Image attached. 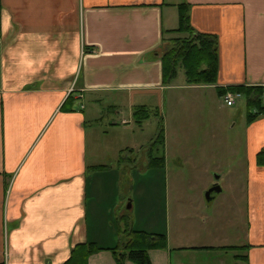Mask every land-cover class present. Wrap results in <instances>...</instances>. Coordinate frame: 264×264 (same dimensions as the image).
<instances>
[{
	"label": "crops",
	"instance_id": "crops-1",
	"mask_svg": "<svg viewBox=\"0 0 264 264\" xmlns=\"http://www.w3.org/2000/svg\"><path fill=\"white\" fill-rule=\"evenodd\" d=\"M181 3L188 7L194 30L218 39L216 84L190 85L178 75L168 85L163 82L161 46L164 38L177 34L172 31ZM1 4L0 264H64L83 243L101 248L85 264H116L113 249L125 240L128 224L166 236L165 247L149 249L152 264H235L239 255H246L249 264H264V165L257 161L264 147L263 117L251 123L245 119L244 225L237 210L225 213L222 202L210 209L217 200L214 192L209 204L199 200L171 210L167 187L157 189L155 201L152 189L164 186L158 175L169 168L171 127L180 135V124L177 128L173 121L177 106L197 105L210 90L219 95L217 87L264 85V0ZM67 98L70 109L63 110ZM166 104L171 110L167 116L165 109L164 122L160 107ZM141 105L155 113L138 124L133 111ZM102 107L115 116L107 135L124 128L118 158L100 160L93 147L89 151L87 125L104 121L98 112ZM161 121L164 153L155 164L150 151ZM131 123L137 131L128 130ZM148 127L147 145L126 142L127 130L136 135ZM126 148L133 151L123 154ZM181 151L192 161L188 176L197 185L199 166L188 149ZM144 170L157 177H142L139 171ZM221 177L200 180L207 189Z\"/></svg>",
	"mask_w": 264,
	"mask_h": 264
},
{
	"label": "rangeland",
	"instance_id": "rangeland-1",
	"mask_svg": "<svg viewBox=\"0 0 264 264\" xmlns=\"http://www.w3.org/2000/svg\"><path fill=\"white\" fill-rule=\"evenodd\" d=\"M178 35L181 34L177 33L171 35L170 38ZM167 44L169 43L165 41L164 45ZM179 78H185L183 68H179L178 79ZM180 97L184 100H188L190 95L181 94ZM186 103L187 102L180 107L177 106L176 108H178L179 113L173 115V121L176 120L178 124H176V127L178 128L179 124L181 126L180 135L174 134L175 131H173L171 127L170 130L172 132L169 133V139L172 149L169 154V168L168 170L166 169V174L162 172L158 175V177L160 176L165 179L164 186L156 185L152 187L153 190H156L154 192V201L159 197L158 190H160L161 187H167L171 210L176 207L184 209V207L188 206L193 201L194 204H196L199 200L203 201L205 204H209L210 202L207 201L205 193L210 187L204 189V185H202L200 179L204 177L207 178L208 175L211 180H216V178L223 175L221 179H217L222 189L220 192H214L217 200L211 204L212 206H210V209L211 207L216 209L217 203L222 202L223 209L226 211L225 213L228 215L233 209L237 210L241 224L244 225L247 210V158L245 152V119L247 109L245 100L241 98L237 100L234 105L228 106L224 102L222 96L216 94L215 90H210L209 95H207L205 99L203 98L201 103L197 105H189ZM167 107L168 104H166L165 107H160L164 122L165 109L167 111V116L169 114L168 111L171 110H167ZM104 110L105 108L102 107L98 111L99 116H101L104 121L99 119L87 125L89 132V151H91L93 147L97 156L101 157L100 160L118 154L117 148L119 145L121 146V142L118 138H120V133L124 131L121 125L118 130L112 131L108 135L104 132L107 128L106 126H108V122H112L111 118L115 117H110L112 112ZM124 114H126V112ZM187 117H189L188 120ZM192 118H195L196 121ZM166 121L168 120L166 119ZM169 121L171 122V116H169ZM118 123L120 125V119ZM192 126L195 132H188L191 131ZM216 126L217 128H215ZM133 129L137 131L134 123H131L128 130L132 132ZM150 129L151 128L148 127L145 133H138L136 135L129 133L127 130V136L125 137L126 142L136 140L140 144L143 143L147 145L148 140H146L145 137L148 136ZM181 148L188 149L187 152L190 151V153H192L194 164L196 163L199 166L197 185H192L190 183V177L188 175L190 163L192 161L187 158L188 153L183 154ZM137 150L136 148V151ZM132 151L133 150L126 148L122 153L130 154ZM140 156L142 155H138L139 159ZM116 157L118 158V155H116ZM139 172L144 178L157 177L155 171L149 174H146V170ZM137 177H139V175ZM154 205V208H156L155 202ZM225 213L223 220L225 226H227L228 220ZM242 225L241 229L244 227ZM230 228L229 225L226 229L229 230Z\"/></svg>",
	"mask_w": 264,
	"mask_h": 264
},
{
	"label": "trees",
	"instance_id": "trees-1",
	"mask_svg": "<svg viewBox=\"0 0 264 264\" xmlns=\"http://www.w3.org/2000/svg\"><path fill=\"white\" fill-rule=\"evenodd\" d=\"M2 4L0 0V13ZM178 27L172 32L181 34L163 41L169 43L161 46V61L163 68V82L170 84L178 75L179 68L184 69L187 84L213 85L218 78V39L215 35L201 33L193 29L190 24L188 7L181 3L178 5ZM170 32V31H168ZM227 90L238 92L245 100L246 120L251 123L258 118H264V85L234 86L224 89L217 87L220 96ZM68 98L61 106L67 107ZM155 112L147 106H137L133 111L136 123L141 124ZM150 151L151 163L163 160L164 153V125L161 121L159 131ZM259 164L264 165V147L257 155ZM125 240L120 247L113 249L116 264H126L128 260L134 264H152L148 251L151 248L166 246L164 234H153L146 231L134 230L128 224L124 230ZM101 248L93 243L79 244L73 250L70 258L64 264H85L87 256ZM235 264H249L246 255H239Z\"/></svg>",
	"mask_w": 264,
	"mask_h": 264
},
{
	"label": "built area",
	"instance_id": "built-area-1",
	"mask_svg": "<svg viewBox=\"0 0 264 264\" xmlns=\"http://www.w3.org/2000/svg\"><path fill=\"white\" fill-rule=\"evenodd\" d=\"M74 89L71 88V92L73 91ZM223 99H224V102L226 103V105L228 106H232L234 105L237 100L241 99L242 96L240 93L238 92H232L230 90L226 91V93L223 94Z\"/></svg>",
	"mask_w": 264,
	"mask_h": 264
},
{
	"label": "water",
	"instance_id": "water-1",
	"mask_svg": "<svg viewBox=\"0 0 264 264\" xmlns=\"http://www.w3.org/2000/svg\"><path fill=\"white\" fill-rule=\"evenodd\" d=\"M221 191V186L218 183H215L208 191H206V198L210 199L211 198V193L212 192H220Z\"/></svg>",
	"mask_w": 264,
	"mask_h": 264
}]
</instances>
